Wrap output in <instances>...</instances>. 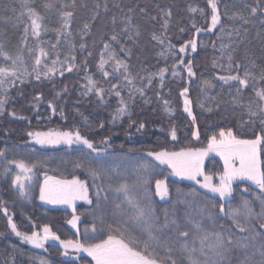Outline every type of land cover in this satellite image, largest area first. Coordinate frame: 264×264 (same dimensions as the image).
<instances>
[{"label": "trees", "instance_id": "16d2710c", "mask_svg": "<svg viewBox=\"0 0 264 264\" xmlns=\"http://www.w3.org/2000/svg\"><path fill=\"white\" fill-rule=\"evenodd\" d=\"M64 2L70 3L71 0H64ZM81 2L82 0H76V15L71 28L73 32L71 39L76 45L74 54L77 57L78 68L72 72L65 71L63 76L57 74L52 81L37 82L33 77H29L28 83L21 85L17 82L16 87H12L8 91L6 110L0 114V150L5 152V156L0 157V203H4L7 207L9 215L12 216L20 231L31 234L32 231H42L43 226L47 225L61 239H78L87 244L97 242L93 239L94 236L104 235L106 238V230L105 233H100L99 230L97 233L92 232L94 216L103 215L106 224L127 220L128 224L125 227H128L135 223L129 219L133 209L127 204L123 194L115 191L119 184L126 182L129 185L130 197L141 206L146 203L145 196L151 197L153 207L156 209L157 215L160 216L161 222L163 209L171 210L172 205H175L179 217H183L185 210H190L194 221H200L203 227L211 230L212 221L207 217L201 218L199 208L215 203L216 208L208 207L206 210L216 215V229L219 230L221 225L225 229L233 228L232 221L219 213V205L223 203L226 211L230 206L239 208L241 204L239 189L234 192V199L230 202L221 201L218 197H214L189 181L172 179L171 171L168 168L162 167L146 154L148 151L172 152L189 148H206L208 138L218 134L222 128L225 130L231 128L235 133L243 131L239 122L242 119H248L246 108L234 106L232 97L229 95V92L235 95V88L232 86L235 82L224 85L222 81L216 79L218 76L229 73L227 56L224 55L222 58L220 46L221 44H231L232 48L228 51L235 49L234 59L240 61L242 65H247L250 60H254L258 66L264 65V25L259 22L260 14L258 13L257 17H251L252 23L247 25H242L240 21L224 19L222 23L225 26V33L221 36L219 27L213 32L201 31L197 33L192 26L195 23L199 28H206L210 24V18L206 20L199 12L192 13L188 10L189 6L205 8L210 17V9L206 8V0H83L87 7H80ZM105 3H107L108 11L104 10ZM219 3L221 11H223L224 4L227 3L230 6V11L246 13L248 9L243 7L244 4L250 7L255 6L256 0H219ZM7 4H15L16 15H19V0H0V17L5 15L3 5ZM96 4L100 5L99 15L95 21H91L92 10H95ZM117 5L119 6L117 7ZM56 7L59 8V4ZM129 8L133 10L131 13L128 12ZM141 8H144L145 12H141ZM162 10L172 12L167 31L162 27L164 19ZM7 15H11V13L9 12ZM48 15L52 21L50 27H58L56 11L52 10ZM126 15H131L133 24V28L129 30L128 34L121 33L122 21ZM113 16L117 19L115 31L121 33L123 47L131 49V51L130 53L121 51L120 45L114 42H112V47L117 58L129 65L130 74L134 77L133 85L144 91V96L134 93L132 100H129V91L132 86H126L127 82L120 73L113 74L114 61L110 60L105 65L106 70L110 73L108 78H102L98 70L103 43L110 42ZM153 16L156 19L153 20ZM86 21L90 22L92 27L89 34L81 40L79 30L82 29ZM0 26L2 27L0 42L5 43L10 51L15 52L22 36L23 25L17 27L15 32L8 31L6 26L1 23ZM233 27L241 29L240 36L229 35ZM181 28L184 29L183 32H181ZM245 29L247 30L246 36L244 35ZM136 31H139V36L136 35ZM153 33L157 35L163 33L166 37L164 42L161 44L152 40ZM101 37H103V41ZM42 39L55 42V33L49 32ZM190 39L197 41V51L193 53L189 49L187 53H179L180 46ZM29 42L32 43L31 40ZM82 42L86 44V50L83 51L79 48ZM170 44L174 45L171 49L169 48ZM43 46L48 47L47 44ZM58 47L61 51L60 59L63 60L64 55L69 51V46L61 38V44ZM89 51L92 53L91 56L88 55ZM246 54L247 59H245ZM105 58L107 59V56ZM85 59L87 67L83 63ZM180 59L185 62L192 61L193 71L196 73L194 77H188L183 65L177 69L180 75L175 77L172 75L173 64H179ZM214 61L218 65L223 64L224 68L213 67ZM162 68L167 70L163 84H161L158 75ZM252 70L258 73L259 67ZM243 71L242 66L239 70L241 76ZM153 73H157V75L153 76L149 82L148 77ZM232 74H236V72L233 71ZM89 76L93 80L99 81V86L105 90L112 83L120 85L121 97L126 101L131 115H125L122 119L113 121L112 116L119 106L120 99L114 94L105 95V103H101L94 93L84 95ZM204 80H210L217 85L214 89L206 90L207 98L205 93L200 91L204 86ZM65 86L68 91L63 93L60 98H55L56 93L62 91ZM185 87L189 89L188 98L192 101L193 115L196 116L195 126L192 125L191 117L183 111L184 98L179 93ZM243 93L241 103L247 105L249 98H254V93L250 88L244 89ZM3 95L0 92V98ZM36 95L42 96L38 103L33 99ZM213 96H216L217 99L213 100ZM165 100L168 101L167 106L164 104ZM218 101L220 102L217 106ZM49 102L56 106L55 114L48 106ZM199 102H202L205 107L201 108ZM166 107L170 111H166ZM209 107L213 109L211 112L206 110ZM61 110H63L66 119L61 117ZM11 112H15L17 116L26 117V119H16L9 115ZM100 123L104 124V128L99 127ZM140 123H144L146 127L137 131V126ZM172 127L177 130V140L175 141L169 135V130ZM75 129H79L81 134L89 138L98 149L106 148L107 158L113 165V168L101 180L96 181L104 188L101 196H108V200H101V209L95 208L96 189L92 187L93 181L86 172L89 167L88 161L81 159L82 153H88L90 150L83 146H80L79 150L77 147L45 149L31 144L32 138L27 135L29 131H73ZM197 130L199 132L198 140L192 136V132ZM245 135H250V133L245 132ZM103 139L108 140L107 146L101 143ZM92 155L94 156V154ZM9 159L25 160L29 163L45 162L43 168L36 169L37 175L30 192V199L20 198L17 190L12 187V173L3 175L4 168L8 167L6 162ZM78 161L84 164L83 168L74 167ZM145 161L155 165V171L144 173L139 166ZM223 166L220 159L211 157L205 166L206 174L218 177V174L223 171ZM14 171L16 170L13 166ZM45 172L48 175L67 179L76 175L87 181L93 204L81 202L77 205L76 212L80 218L82 217L79 234L70 229L69 223H67L72 219L71 211L47 208L41 203L36 182H43ZM145 178L148 180L147 184L143 183ZM156 180L168 181L170 191L168 202L161 201L155 195ZM242 187L243 185H241ZM193 190L198 195L195 197L185 195ZM243 196L246 199H252L250 193H244ZM178 200L188 203H178ZM117 204H120L119 209L116 208ZM240 210L243 211L242 208ZM253 210L257 213L260 211L259 202H254ZM183 222L181 220V223ZM95 223L99 225L98 220ZM86 229L87 236H85ZM46 249L47 251L37 250L29 244L22 243L18 237L11 233L7 225V217L3 211H0V264H40L41 260H46L48 264H87L91 260L88 256H80L77 253H72L75 256L72 260L66 259V256L62 255L63 248L52 244L46 246Z\"/></svg>", "mask_w": 264, "mask_h": 264}, {"label": "snow or ice", "instance_id": "6c2138e0", "mask_svg": "<svg viewBox=\"0 0 264 264\" xmlns=\"http://www.w3.org/2000/svg\"><path fill=\"white\" fill-rule=\"evenodd\" d=\"M57 4H59V8L56 7ZM19 5V15H16L17 8L15 4L3 5L5 15L0 17L4 22L11 21L13 27L23 25L22 36L15 52L10 51L5 43L0 42V92L4 94L0 98V114H3L6 110L5 105L9 89L16 87L17 82L21 85L28 83L29 77H33L37 82L42 80L52 81L57 74L63 76L65 71L72 72L78 68L76 64L77 57L74 54L76 45L71 39L73 37L71 28L76 15V0H71L70 3L64 2V0H19ZM80 7H87L83 0ZM243 7L248 9L246 13L244 11H230V6L225 3L223 11H221L219 0H206V8L210 9V17L205 8L189 6L188 10L192 13L199 12L206 20L210 18V24L206 28H199L193 23L192 26L197 33L201 31L213 32L219 27V33L222 36L225 33V26L222 23L224 19L240 21L242 25H247L252 23L251 17H257L259 13V22L264 25V0H256L255 6L250 7L244 4ZM99 8V4L94 6L95 10H92L91 21L96 20L99 15ZM52 10L57 13L56 24H58V27H50L52 21L48 13ZM104 10L108 11L107 3L104 5ZM132 11L131 8L128 9L129 13ZM140 11L145 12V9L141 8ZM162 11L164 17L162 27L167 31L172 12L170 10ZM9 12L11 15H7ZM152 19L154 20L156 17L153 16ZM111 23L113 31L109 36L110 42L103 43L98 70L102 78H108L110 73L106 70L105 65L110 60L114 61L113 74L120 73L127 82L126 86H132L131 91H129V100L134 99V93L144 96L143 89L136 88L133 85L134 77L130 74L129 65L117 58L112 47V42H114L120 45L121 51L130 53L131 49H125L121 43V33L128 34L129 30L133 28L132 17L126 15L123 18L121 33L115 31L117 23L115 16L112 17ZM91 27L90 22H84L82 29L79 30L81 40L89 34ZM183 31L184 29L181 28V32ZM49 32L55 33V42L42 39ZM136 35H140L139 31H136ZM229 35L240 36L241 29L233 27ZM244 35H247L246 29ZM61 38L69 46V51L64 55L63 60L60 59L61 51L58 47L61 44ZM151 38L162 44L166 37L163 33L160 35L153 33ZM30 40L32 43L29 42ZM101 40L103 41V37H101ZM45 44L48 47H44ZM173 47L174 45H169L170 49ZM79 48L82 51L86 50V44L80 43ZM230 48H232L231 44H221L220 46L222 58L224 55L227 56L229 73L218 76L216 79L222 81L224 85L235 82L232 85L235 88V95H232L231 92H229V95L232 97L234 106L246 108L248 119H242L239 122L243 131L235 133L231 128L227 130L222 128L218 134L208 138L206 148H189L172 152L148 151L146 155L160 165H167L171 169V176L178 177L181 180L193 181L199 184L200 188L213 194L214 197H219L221 201L230 202L234 199V192L239 189L241 192L239 208L230 206L226 211L223 203L219 205V213L232 221L233 228L225 229L221 225L219 230L216 229V215L206 210L208 207L216 208L215 203L199 208L200 217H207L208 220L212 221L211 230L203 227L200 221H194L190 210H185L183 217H179L175 205H172L171 210L168 208L163 209V220L161 222L160 216L157 215L156 209L153 207L151 197L145 196L146 203L141 206L130 197L129 185L125 182L119 184L115 191L122 193L127 204L133 209L129 219L135 223L128 227H125L128 224L127 220L120 223L106 224L103 215L94 216L92 232L97 233L99 230L100 233H105L106 230V238L104 235L94 236L93 239L97 242L87 244L81 243L78 239H61L47 225L43 226V235L37 231L28 234L18 229L12 216L9 215L7 207L4 203H0V211H3L5 217H7V225L11 233L18 237L22 243L29 244L36 249L47 251L45 243L54 241L58 242L60 247L64 249L62 253L64 256L69 255V249L74 253H86L91 258L87 264H264V159H262V156H264V65L258 66L254 60L248 61L247 65H242L240 61L234 59L233 52L235 49L228 51ZM189 49L193 53L197 51V41L195 39L188 40L187 43L180 46L178 51L179 53H186ZM88 55L91 56L92 53L89 51ZM161 55L163 56L164 53L162 52ZM245 59H247V54ZM83 63L87 67L86 59ZM180 65L184 66L189 78L196 75L193 71L192 61L185 62L180 59L179 64H173L172 75L174 77L180 75L177 71ZM217 66L221 69L224 68L223 64L218 65L214 61L213 67ZM242 66L244 71L241 76L239 70ZM257 67H259L258 73L252 70ZM166 71L164 68L159 70L158 75L161 84H163ZM233 71L236 74H232ZM155 75L157 73H153L148 77L149 82ZM87 80L88 85L86 86V93H83L84 95L94 93L101 103H105V95L114 94L120 97L119 106L112 116L113 121L122 119L125 115H131L126 101L121 97L120 85L112 83L105 90L99 86V81L93 80L92 77H87ZM203 85L200 91L205 93L206 98V90L217 87L210 80H204ZM249 88L254 93V98L250 97L247 105H244L241 103L243 90ZM67 91V86H65L62 91L56 93L55 98H60ZM188 92L189 89L185 87L179 95L184 98L183 111L191 117L192 125L195 126L196 116L193 115L192 101L188 98ZM33 99L38 103L42 96L36 95ZM212 99L216 100L217 97L213 96ZM145 102L147 103V101ZM219 102H217V106ZM164 104L167 106L168 101L165 100ZM48 106L52 109L53 114L57 112V108L52 102H49ZM199 106L201 108L205 107L202 102H199ZM165 110L170 111L167 107ZM206 110L211 112L213 109L209 107ZM9 115L16 119H26V117L17 116L15 112H11ZM60 115L66 119L63 110L60 111ZM99 127L104 128V124L100 123ZM145 127L144 123H140L137 126V131H141ZM245 132L250 133V135L246 136ZM27 135L32 138V143L42 148L58 147L60 145L72 148L73 145H76L78 150L80 146L89 149L90 152L82 153L81 159L87 160L89 164L86 172L93 181L92 187L96 189L95 208H102L101 200H108V196H101L104 188L96 181L101 180L113 168L107 158L106 148L102 150L95 147L94 143L83 136L79 129L73 131H29ZM169 135L172 140H177L175 127L169 130ZM192 136L198 140L199 132L193 131ZM101 143L107 146L108 140L103 139ZM209 153H214L224 162L223 171L217 177L218 183L214 182L213 175L206 174L204 171V160ZM4 156L5 152L0 150V157ZM6 163L8 167L4 168L3 175L12 173V187L17 190L20 198L30 199V192L37 175L36 169L43 168L45 162L29 163L25 160L9 159ZM13 166L16 170L14 172ZM74 167L83 168L84 164L78 161ZM139 168L144 173L155 171V165L148 161L141 164ZM200 177L203 178L202 181L199 179ZM143 183H148L147 178L143 180ZM241 185H243L242 188ZM36 186L39 188V199L43 203L72 208V219L68 220L67 223L71 224L73 228L77 227V222L80 219L76 215V201H84L89 205L93 204L87 181L76 175H73L71 179H67L48 175L45 172L43 182L39 183L37 181ZM177 191L179 192V190ZM244 193H250L252 199L244 198ZM155 195L161 201L168 202L167 198L170 191L165 180L155 181ZM185 195L195 197L198 194L193 190ZM177 202L188 203L180 200ZM254 202H259L260 211L258 213L253 210ZM116 208L119 209L120 204H117ZM241 208L243 211L240 210ZM96 220L99 221V225L95 223ZM181 220L184 222L181 223ZM130 228L131 230H129ZM85 236H87V229L85 230ZM40 264H48V262L41 260Z\"/></svg>", "mask_w": 264, "mask_h": 264}, {"label": "rangeland", "instance_id": "374dc122", "mask_svg": "<svg viewBox=\"0 0 264 264\" xmlns=\"http://www.w3.org/2000/svg\"><path fill=\"white\" fill-rule=\"evenodd\" d=\"M1 13V12H0ZM4 15H1V17H3ZM0 23L1 24H3L4 26H6V28L8 29V31L9 30H11L12 32H15L16 30H17V27H13V24H12V22H7V23H5L2 19H0ZM0 29H2V27L0 26ZM187 53V52H186ZM198 131V130H197ZM45 132H47V131H45ZM31 144H34V143H32V139H31ZM34 145H36V144H34ZM37 146H39V145H37ZM39 147H41V146H39ZM58 147H67L66 145H60V146H58ZM72 147H77L76 145H73ZM42 148V147H41ZM43 148H57V147H43ZM211 157H216V158H218V159H220L222 162H223V160L219 157V156H216L214 153H209V155L205 158V160H204V171H205V173H206V169H205V166H206V163H207V161H208V159H210ZM151 158V157H150ZM152 159V158H151ZM153 160V159H152ZM158 163V162H157ZM160 165V164H159ZM223 165H224V162H223ZM162 167H164V168H168L167 167V165H161ZM170 171H171V169L170 168H168ZM171 176V175H170ZM171 178L172 179H174V180H179V181H186V182H188V180H181V179H179L178 177H175V176H171ZM201 181L203 180V178L202 177H200L199 178ZM213 180H214V182H216V183H218V178L217 177H214L213 176ZM189 182H191V183H193L194 185H196L198 188H200V186H199V184H196L195 182H193V181H189ZM166 183L168 184V181H166ZM200 189H202V188H200ZM202 190H204V191H206L205 189H202ZM207 192V191H206ZM208 193V192H207ZM209 194H211V193H209ZM90 195V194H89ZM213 195V194H212ZM90 197H91V195H90ZM169 198V197H168ZM167 198V199H168ZM219 198V197H218ZM160 199V198H159ZM81 202H83V203H85L84 201H76V210H77V205L78 204H81ZM41 203L43 204V205H45L47 208L48 207H50V208H56V209H59V208H61V209H64V210H66V211H71L72 213H73V210H72V208H70V207H67V206H63V205H56V206H54V205H49V204H45V203H43L42 201H41ZM87 204V203H86ZM76 215H78L77 214V212H76ZM79 216V215H78ZM81 221H82V217L79 219V221L77 222V227L76 228H73L72 227V225L71 224H69V228L70 229H72L76 234H79V232H80V224H81ZM39 233L41 234V235H43V232L42 231H39ZM81 243H83V242H81ZM50 244H52V245H56V246H58L59 248H61L60 247V245H59V243L58 242H54V241H48V242H46L45 243V248H46V246H48V245H50ZM36 249V248H35ZM37 250H39V249H37ZM40 250H43V249H40ZM64 250V249H63ZM72 253H74L71 249H69V255L68 256H66V259H73V258H75V256L74 255H72ZM71 254V255H70ZM78 255H80V256H83V255H85V256H87V254L86 253H77ZM90 258V257H89ZM91 259V258H90Z\"/></svg>", "mask_w": 264, "mask_h": 264}]
</instances>
